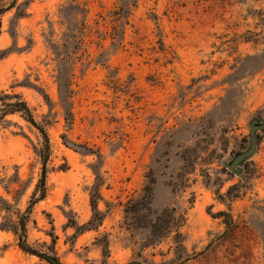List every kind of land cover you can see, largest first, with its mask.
I'll return each mask as SVG.
<instances>
[{"label":"rangeland","instance_id":"374dc122","mask_svg":"<svg viewBox=\"0 0 264 264\" xmlns=\"http://www.w3.org/2000/svg\"><path fill=\"white\" fill-rule=\"evenodd\" d=\"M0 23V92L23 97L51 144L32 247L62 264H103L105 239L108 264H264V130L242 174L227 168L264 124V0H19ZM42 145L20 115L0 126V264H47L2 229L27 211ZM151 175L153 210L180 224L147 247L125 209ZM97 189L104 220L77 234Z\"/></svg>","mask_w":264,"mask_h":264},{"label":"trees","instance_id":"16d2710c","mask_svg":"<svg viewBox=\"0 0 264 264\" xmlns=\"http://www.w3.org/2000/svg\"><path fill=\"white\" fill-rule=\"evenodd\" d=\"M19 0H13L12 3L6 8H0V17L7 12L12 11L17 8ZM24 12H19L17 15L19 17L24 16ZM0 36H1V23H0ZM8 55L7 51L0 50V62L4 60ZM46 97V96H45ZM47 101L48 98H47ZM20 115V117L34 127L43 138L42 149L39 152V157L42 163L41 178L37 185L36 191L32 196V200L27 208L25 214H20L16 224L7 226L6 224L2 226V229L11 232L15 235L18 240V247L22 252L30 256L39 258L41 261L47 264H62L60 258L56 254L55 247H47L48 252H43L32 247L27 240V226L30 221V216L32 214L33 208L46 199L47 194V178H48V163L51 157V144L50 138L46 126L39 123L33 114V111L29 104L23 99L21 95L13 94L7 95L0 92V126L5 122L6 118L9 116ZM72 115L71 112L67 111V122H71ZM264 130V129H263ZM259 132V131H258ZM258 144H260V137L257 133ZM156 179L151 175L148 178V184L143 189V194L141 197L132 200L128 203L125 209V219L127 225L130 229H135V231H148L147 247L153 246L165 238L172 229L177 227L180 222L176 217L175 210L165 209L158 213L153 210V202L155 199V186ZM233 198H239V196H233ZM100 199L99 189L92 195L91 198V209L93 212V217L91 220L83 226H79L77 223L70 221L69 225L76 230L77 234H84L87 231H93L99 228L104 220V215L98 209V202ZM0 205L4 211L11 212V206L3 199L0 198ZM227 216L226 213H220L219 217ZM264 233V232H263ZM178 237L181 234H177ZM54 242V240H53ZM264 243V234H263ZM103 264H108L107 260L110 257L109 242L107 239L104 240L103 244H100Z\"/></svg>","mask_w":264,"mask_h":264},{"label":"water","instance_id":"95a60500","mask_svg":"<svg viewBox=\"0 0 264 264\" xmlns=\"http://www.w3.org/2000/svg\"><path fill=\"white\" fill-rule=\"evenodd\" d=\"M264 129V124L260 125L259 121H254L252 124V129H251V145L250 148L240 154L231 165H228L227 168L228 170L233 173L236 176H240L242 174L241 170V165L247 161L248 159L252 158L257 150H258V138H257V133L259 130Z\"/></svg>","mask_w":264,"mask_h":264}]
</instances>
